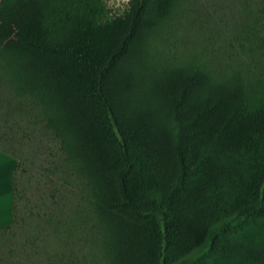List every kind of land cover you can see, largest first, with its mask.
Instances as JSON below:
<instances>
[{"label": "trees", "instance_id": "trees-1", "mask_svg": "<svg viewBox=\"0 0 264 264\" xmlns=\"http://www.w3.org/2000/svg\"><path fill=\"white\" fill-rule=\"evenodd\" d=\"M66 1L0 3V149L18 159L15 221L0 228V264H169L182 231L191 228L188 214L180 232L174 219L190 177L187 135L177 134L175 153L173 134L162 129L147 103L140 111L129 105L130 89L113 71L143 21L148 0H133L129 18L104 23L89 18L84 6L57 11ZM253 4L264 6V0ZM162 86L167 108L180 98H208L206 82L186 74L167 77ZM232 103L218 92L198 118L204 135H226L235 152H246L264 142V111L229 129ZM25 126L29 138L36 132L42 136L44 150L55 149L48 169L52 186L66 171L72 174L76 191L66 193L69 204L65 195L52 196L48 183L43 194H33V202L24 200L26 160L14 143ZM48 136L54 148H48ZM116 170L114 187L109 175ZM175 170L176 178H170ZM133 176L142 190L159 191V198L139 204L129 183ZM30 179L28 191L34 189ZM261 214L264 186L257 205L211 229L210 245ZM247 258L264 264V252L249 250Z\"/></svg>", "mask_w": 264, "mask_h": 264}, {"label": "rangeland", "instance_id": "rangeland-1", "mask_svg": "<svg viewBox=\"0 0 264 264\" xmlns=\"http://www.w3.org/2000/svg\"><path fill=\"white\" fill-rule=\"evenodd\" d=\"M253 1L257 0H148L143 21L113 70L121 84L130 89L129 105L140 111L147 103L162 129L173 134L175 153L177 134L182 130L187 135L190 177L182 192L181 212L174 219L180 232L181 221L188 214L186 225L191 228L182 231L169 254V264H262L261 259L250 261L247 254L249 250L264 252V214L218 237L212 245L209 239L212 228L260 202L264 142L249 151L235 152L226 135H215L214 139L212 134L204 135V122L198 118L209 98L218 92L233 101L229 129L264 111V6H255ZM66 6H84L88 17L99 23L127 19L134 11L133 0H67L63 6H56L57 11H67ZM180 73L195 82H206L208 98H180L172 100L167 108V90L162 85H167V77L172 79ZM183 86L188 88L186 78ZM30 135L25 126L14 143L26 160L22 176L24 200L33 202L34 195L43 194L45 183L50 185L51 193L53 190L52 196L76 191L69 171L62 175L63 179H55L57 185L52 186L53 176L48 169L56 159L55 149L44 150L42 136L37 132L29 138ZM48 138L52 146L48 148H54V139ZM118 172L109 175L115 181L114 187ZM176 175L175 170L170 178ZM29 179L32 191H28ZM129 183L142 206L159 198V191L142 190L134 176ZM123 213L131 215L126 209Z\"/></svg>", "mask_w": 264, "mask_h": 264}, {"label": "crops", "instance_id": "crops-1", "mask_svg": "<svg viewBox=\"0 0 264 264\" xmlns=\"http://www.w3.org/2000/svg\"><path fill=\"white\" fill-rule=\"evenodd\" d=\"M16 166V158L0 149V228L15 221L13 172Z\"/></svg>", "mask_w": 264, "mask_h": 264}]
</instances>
